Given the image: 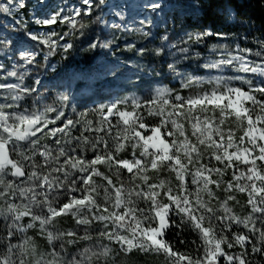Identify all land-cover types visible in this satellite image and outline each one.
I'll return each instance as SVG.
<instances>
[{"label":"snow or ice","instance_id":"6c2138e0","mask_svg":"<svg viewBox=\"0 0 264 264\" xmlns=\"http://www.w3.org/2000/svg\"><path fill=\"white\" fill-rule=\"evenodd\" d=\"M82 2L88 6L85 14H90L91 0ZM11 4L13 0H7V3L0 4V10L11 15ZM15 7L23 8L22 0ZM143 7L155 11L161 8V4L154 2ZM225 11L229 15L233 13L227 5ZM80 14L77 9L75 15ZM58 20L61 23H71L72 27L76 26L71 17H61L59 11L49 18H34L37 25H54ZM27 35L32 41H40L50 49L55 46L56 42L52 40V36L56 35L54 32ZM210 35L213 33L206 30L189 34L188 39L198 42ZM163 39L166 40L167 36ZM71 47V44H66L64 50ZM90 47L95 49L97 43H92ZM138 52L143 55L145 49ZM160 52L161 50H157L155 54L159 55ZM20 57L25 65L32 64L35 60L34 54L27 50L21 51ZM233 59L241 61L239 71L264 75V67H250L244 62V57ZM230 62L220 61L204 67H218L220 63ZM168 67L175 71L172 64ZM0 68H3L2 64ZM9 75L17 76V72L12 71ZM18 79L23 80V75ZM205 82L213 83L214 87L196 96L182 97L176 94L172 97L170 89H156L154 98L146 102L147 115L161 117L156 126L150 127L144 122L145 117L139 111L144 105L133 99L131 111L120 110L117 103L100 106L98 112L101 120L96 127H93L91 120L86 119L87 113H80L83 123L79 136L71 133L81 121L65 119L62 126L49 128V125H55L57 120L64 117L63 111H60L55 119H49L47 113L56 111L51 107L45 108L43 112L33 111L28 114L26 110L13 114L6 112L5 109L19 107L18 102L24 99L22 93L30 94L36 89L21 87L20 84H0V88L6 87L12 91L13 94L8 98L16 102L0 104V200H4V206L0 207V217L6 222L7 228L6 239H0V264H101L102 260L108 259L113 249L102 243L81 249L79 259L76 256L68 259L55 246L46 254L37 253L33 238L27 235L22 236L20 243L11 242L17 234H26L28 229L36 228L37 222L49 244L64 241L65 237L70 238L67 240L68 244L93 239L87 228L82 236H78L75 231L49 230L48 226L57 217L66 215L73 216L77 225L88 226L94 221L102 223L103 230L96 234L97 237L119 245L124 253L138 250L162 254L167 264H222L221 258L225 264H252L250 254L264 256V99H258L254 94L264 95V86L253 88L251 81H245L250 85V89L245 91L230 86V83L220 78L209 81L189 78L182 87L199 86ZM35 83L39 84L40 81L36 80ZM61 99L66 100L67 97ZM119 103L127 104L128 101ZM112 116L118 117L117 125L122 124L123 127L118 128L113 136L111 148L104 136L93 138L84 135L86 132H106V135L112 136V129L116 127L108 119ZM229 120L237 125V129L242 130L238 139L233 128L224 127ZM105 124L108 125L107 128L104 127ZM185 124L190 126V134ZM162 129L165 131L162 132ZM149 130L150 134H147ZM38 133L55 138L54 143L59 147L52 149L44 145L41 151L37 147L40 144ZM58 134L62 135L58 137ZM166 137L172 139L169 141ZM25 141L30 145L32 155L17 151L19 142ZM73 141L77 142L76 147H72ZM128 147L132 149V159L118 158L119 153ZM77 148H81L82 152L91 150L95 155L86 159L84 155L75 154ZM202 148L204 151L211 150L210 157L223 167L202 163ZM137 149L140 150L138 156ZM12 153L20 158H14ZM37 155L43 158L42 162L36 161ZM24 161L31 163L26 165ZM101 165L109 172H114L118 180L122 171L126 170L130 174L127 184L124 181H120L118 186L114 184L111 176L100 170ZM240 165L246 168H240ZM162 168L175 174V179L179 182L175 189L164 179L149 183L152 179L148 175L149 171L159 172ZM228 169L233 170L232 180L224 181L223 176ZM8 175L23 178L21 184L26 187H21L15 180L6 181L4 177ZM213 175L218 178L213 179ZM189 176L191 184L196 185L194 191L188 187ZM94 177H99L106 185L98 183ZM137 180L140 183H134ZM222 183L225 185V192L235 190L247 193V203L251 206L249 215L241 217L232 211L229 201L236 199L233 195L220 201L218 209L214 210L210 206L212 199H219L211 186L220 188ZM162 194L167 198V203L161 199ZM204 196L208 199L205 200ZM61 197H66V200L61 202ZM15 198H19L20 202L16 203ZM141 203L146 206L141 207ZM217 211L222 212V215H217ZM255 213L261 215L254 217ZM177 216L180 223L175 219ZM25 217L30 218L27 224L18 223ZM256 220L260 221L262 227H257ZM216 221L221 222L219 229ZM233 224L242 225L251 235L232 232ZM183 225H188L200 234L202 256L194 258L190 254L178 252L165 239L169 229H180ZM225 230L231 233V239L224 234ZM181 243L184 241L181 240ZM224 245L228 249L239 246L241 251L238 254L229 253ZM246 245H250V249ZM59 247L63 250L64 244L61 243ZM29 254L38 258L29 260ZM45 255L51 258L46 259Z\"/></svg>","mask_w":264,"mask_h":264},{"label":"trees","instance_id":"16d2710c","mask_svg":"<svg viewBox=\"0 0 264 264\" xmlns=\"http://www.w3.org/2000/svg\"><path fill=\"white\" fill-rule=\"evenodd\" d=\"M76 3H81V0H75ZM92 9L90 14H85L81 11L80 15L75 19L76 26L72 27L71 23L60 28L63 39L69 40L72 47L65 51L61 47L55 45L50 49L47 45L40 41H32L27 33H30L31 27L26 22L18 23L13 16L4 13L0 10V58L8 67L7 70L0 74V78L5 84H20L21 87L35 88L36 91L22 93L24 99L19 101V107H13L11 112H25L26 114L33 111L43 112L45 108L51 107L56 111L48 112L47 116L55 119L60 111H63L64 117L57 120V124L62 126L65 119L73 121H81L72 129L73 136H79L82 130V118L80 113H87V120L93 122V127L99 125L101 117L98 109L102 105L110 106L111 104L130 95H148L154 91L157 86H176L183 73L192 69V65L186 62L187 50H201L210 52L216 49L222 41L226 40L227 36H238L236 38L244 41L253 51L264 53V0H163L161 8L152 11V17L157 19L159 14H162L167 24V39H162V43L154 37L156 32L154 27H148L149 32L143 37H136L134 33H128L121 29L109 28L106 26L107 7L105 1L91 0ZM28 8L31 6V0H26ZM2 4V0H0ZM230 6L233 10L232 15H229L225 8ZM160 11V13H159ZM30 17V14L27 13ZM210 31L213 35L204 36L200 41L189 40L181 43L185 36L189 34L202 33ZM174 36V37H171ZM188 38V37H187ZM228 40V39H227ZM10 41V43H7ZM92 43H97L95 49L91 48ZM133 43L134 45H130ZM107 45V47L103 46ZM134 46V47H132ZM34 54L35 60L32 64L25 65V61L21 59L20 52L22 49ZM145 49L143 55H140L138 50ZM161 50L159 55L156 51ZM186 50V51H185ZM51 52V54H49ZM176 54L184 55V65L176 64ZM172 64L175 71L170 70L168 65ZM17 72V76H11L9 73ZM142 72V73H139ZM23 75V80L18 79ZM40 83L36 84L35 81ZM184 90L186 96L193 94L194 91ZM67 97V99H61ZM10 103H16L11 100ZM120 110H132V105L123 107L122 103L117 104ZM145 117V123L150 127L159 124L161 117L148 116L147 110L139 109ZM105 112L107 109L105 108ZM115 117L112 118V125L116 126L112 129V136L106 135V132H86L84 135L89 137L104 136L109 141V148L113 144V136H115L118 128L123 125H117ZM108 127L107 124L104 125ZM235 128V135L238 136L241 131ZM185 128L190 126L185 124ZM145 131V130H141ZM165 131L162 129V132ZM147 134H150V130ZM62 134H58V137ZM169 141L171 137H166ZM55 138H47L43 143L52 149L59 146L54 143ZM194 140V138H193ZM21 145H28V142H21ZM77 142H72V147H76ZM102 148L103 146L100 145ZM139 149L136 150L137 156ZM202 151L203 148H202ZM211 150L204 151L202 163H208L209 166L223 167L222 164L211 158L209 153ZM76 155H84L86 159H91L95 153L91 150L82 152L81 148H77ZM121 159H132V149L126 148L125 151L119 153ZM37 162H40L39 157H35ZM63 159V158H61ZM31 163L28 161L26 163ZM259 163V162H258ZM100 170L105 175L111 176L113 183L119 185L120 181L126 184L130 176L126 170H123L119 180L114 172H109L104 166H99ZM240 168H246L240 165ZM28 170V169H27ZM26 170V171H27ZM232 169H228L223 176L224 181L232 180ZM239 168L237 169V172ZM149 176L152 179L149 183L158 182L160 179L167 180L175 189L178 181L175 179V174L167 168H162L159 172L149 171ZM213 175V179H217ZM23 179V178H21ZM19 179V180H21ZM98 183L106 185L99 177H94ZM190 190H195L196 185L191 184V177H187ZM6 181L15 180L16 177L6 176ZM242 183L245 181H241ZM17 183V182H16ZM134 183H140L139 180ZM21 187L26 185L21 184ZM224 184L220 188L211 186L219 199H212L210 206L215 210L219 208L220 201L226 199L228 195L236 197L234 201H229V207L237 215L244 217L251 212V206L247 203V193H241L233 190L231 193L223 191ZM39 191V189H37ZM78 195L79 193H73ZM7 199V198H5ZM161 199L167 203V198L161 195ZM207 200L208 197L204 196ZM259 199V198H257ZM66 197H61V202H64ZM15 202L19 203L20 199L15 198ZM4 206V200H0V207ZM145 207L144 203L140 204ZM217 215H222V212L217 211ZM260 213H255L254 217L260 216ZM25 224L29 222V217H25ZM177 223H180L179 217H175ZM257 227H262L259 220H256ZM220 221H216L219 229ZM207 226V224L205 225ZM49 230L54 232L75 231L78 236L84 235L87 228L93 236L92 240H78L75 244H68L69 237H65L64 241H54L49 244L46 236L40 232L38 222L37 227L28 229L26 234H17L12 238V243H20L23 235L33 238L37 253H48L55 246L61 254L68 259L76 256L79 259V251L84 247L95 246L98 243L110 245L113 253L106 260H102L101 264H167L166 258L162 254L144 253L134 250L131 253H124L120 250L119 245L111 243L103 238L97 237V233L103 230V224L94 221L91 225H77L76 219L71 215L60 216L55 219L52 225L48 226ZM111 227V226H110ZM6 222L0 217V239H6ZM232 232L251 235L242 225H232ZM225 235L231 239V233L225 230ZM165 239L173 244L174 250L185 254H190L192 257L202 256V240L200 234L188 225H183L180 229L171 228L167 231ZM181 240L184 243H181ZM63 243V250L59 245ZM250 249V245H246ZM227 252L238 254L241 249L235 246L228 249ZM2 251V248H0ZM116 253H119L118 255ZM15 258V257H14ZM38 258L29 254L28 259ZM46 259L48 257L45 255ZM252 264H264V256L260 254H250ZM222 264H225L221 258Z\"/></svg>","mask_w":264,"mask_h":264},{"label":"rangeland","instance_id":"374dc122","mask_svg":"<svg viewBox=\"0 0 264 264\" xmlns=\"http://www.w3.org/2000/svg\"><path fill=\"white\" fill-rule=\"evenodd\" d=\"M105 5L107 7V20L105 21V24L109 28L114 29H121L122 31L128 32V33H134L136 37H143L145 33L149 32L148 27L152 26L154 27V31L156 34L154 37L158 40L159 43H162L163 37L167 35V24L166 20L163 19L162 14L159 11V17L157 19H154L152 17V9L143 7L145 4L149 3H162L163 0H104ZM20 2V0H13V4L9 5V7L12 9L11 16L14 17V19L18 22H26L28 26L31 27L30 33L41 35V34H50V33H56V35L52 36V40L55 41V45L58 47H61L64 49V45L71 44L69 40L63 39V35L60 32V28L62 26H66L68 22L61 23L59 20L54 25H37L34 22L35 19H44L49 18L50 15L55 14L57 11L60 12L61 17L69 16L74 21L77 19L78 16L75 15V11L77 9L81 11H86L88 8L87 5H84L82 0L81 3H76L75 0H31V6L28 8V5L26 3V0H22L24 3L23 8H16L15 4ZM7 3V0H2V4ZM92 3V2H91ZM27 13L30 14V17L27 16ZM116 13H121V15H117ZM113 25H119V27H114ZM174 37V36H171ZM185 37L181 43H184L187 41L188 36ZM238 36H227L226 40L222 41L221 44H219L218 47H216L215 50L210 52H203L201 50H187L186 54V62L188 64L192 65V69L186 71L182 74L180 79L176 80L178 84L174 87L172 86H164L160 85L157 86L158 88H167L170 89L172 92V97H174L176 94L181 95L182 97H189V96H196L197 94L210 91L213 87V83H203L202 85H193L191 87H182L183 83H186L189 78H199L204 81L209 80H215L217 78H220L224 80L225 82L230 83V86L232 87H239L242 88L245 91H248L250 89V85L248 83H245V81H251V87L256 86H264V75H261L260 73H253V72H244L239 71L240 63L241 61L238 59H233L234 57H244V62L248 63L250 67H256L257 65L264 67V53L260 51H253L251 50L248 45L244 41H240V39L236 38ZM228 39V40H227ZM130 45H134L131 43ZM22 49V51H24ZM69 50V49H68ZM92 48L89 49L91 51ZM249 50V51H244ZM259 53V55H257ZM176 64L184 65V55L176 54ZM220 61H231L230 63H220L218 67H204L206 64H213ZM0 64L3 65V68H0V74L2 75V72L4 70H7V66L5 62L0 58ZM142 73V72H139ZM236 77H240V79H236ZM0 84H5L3 80L0 78ZM155 89V90H156ZM194 91L193 94H190L189 96H186L185 93H183L184 90ZM155 90L152 91L150 94L142 96V95H130L128 94L125 96L121 101H128L127 104L122 103L123 107H128V105H132V100L136 99L139 100L144 107H141L140 109H147V101H150L155 96ZM223 87H221V91H223ZM12 91L8 88H0V104L4 103H10L11 99L10 95H12ZM258 99H264V95H261L260 93H254ZM170 97V99L172 98ZM175 102V101H173ZM119 103V101L115 102ZM178 103V102H176ZM11 108L5 109L6 112L13 114V113H20V112H11ZM106 113V112H105ZM116 116L109 117L108 119L112 123V118ZM49 119H53L50 116H48ZM57 122V121H56ZM233 124L235 127L237 125L232 121L229 120L225 128L231 127L233 130L235 128L233 127ZM122 125V124H121ZM58 124L55 125H49V128L57 127ZM240 130V129H237ZM47 131V129H45ZM241 133L236 136L238 139L240 135H242V130H240ZM38 137H40V144L37 146L42 151L43 146L45 145L43 142L48 138L44 137L42 134L38 133ZM35 139V138H33ZM30 145H21L19 142V145L17 147V151H23L26 155H32V152L29 150ZM151 151V150H150ZM13 157L16 159H19L20 157L16 153H12ZM37 157L40 158V162H42L43 158L37 155ZM28 161H24L26 164ZM27 170V168H26ZM6 176L4 177V179ZM21 179V178H20ZM18 184L21 183V180L17 178L16 181ZM24 185V184H23ZM74 195V194H73ZM80 193L77 195L79 196ZM26 219V218H24ZM23 221L18 223H23ZM30 219V218H29ZM27 224V223H26Z\"/></svg>","mask_w":264,"mask_h":264},{"label":"water","instance_id":"95a60500","mask_svg":"<svg viewBox=\"0 0 264 264\" xmlns=\"http://www.w3.org/2000/svg\"><path fill=\"white\" fill-rule=\"evenodd\" d=\"M26 142V141H25Z\"/></svg>","mask_w":264,"mask_h":264}]
</instances>
